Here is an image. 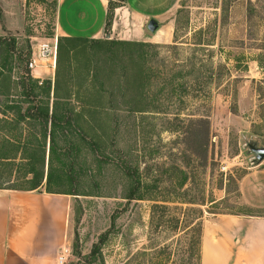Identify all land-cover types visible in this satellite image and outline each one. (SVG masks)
Listing matches in <instances>:
<instances>
[{"label":"rangeland","instance_id":"rangeland-1","mask_svg":"<svg viewBox=\"0 0 264 264\" xmlns=\"http://www.w3.org/2000/svg\"><path fill=\"white\" fill-rule=\"evenodd\" d=\"M57 2L0 0V38L14 41V59L30 53L24 63L14 60V83L21 82L27 68L39 86L50 80L52 102L57 73L61 95L72 89V115L88 139L102 142L108 158H99L98 163L86 146L82 148L80 161L85 163L79 165L78 192L96 196L69 195L71 206L57 264H144L147 257L136 258L139 252H151V247L177 238L150 230L151 202L122 199L129 169H136L141 180H160L151 193L157 200L178 196L214 201L204 206H169L184 212L190 208L203 211L202 238L210 244H224L222 264H262V254L249 238L251 227L240 226L262 221L264 233V160L256 163L249 150V145L264 147V0H180L172 20V42L145 48L114 44L134 42L119 39L125 38V28L115 16L123 6L117 1H113L117 7L108 12L100 44L61 40L56 32ZM115 20L119 21L116 29ZM41 45L55 51V56L40 58ZM33 59L36 65L31 72L28 64ZM137 69L150 76L144 88L149 102L145 108L157 107L155 112L130 114L122 106V86L127 74ZM192 69L197 71L194 75ZM12 94L13 101L22 100L20 89ZM47 98L43 93V102ZM94 100L100 104L92 107L91 117ZM205 127L207 140L190 134L204 133ZM28 129L19 125L21 140ZM187 148L196 150L198 157H186L183 151ZM204 149L206 165L200 157ZM59 155L53 158L55 166ZM20 173L13 166L0 167V185L21 186ZM185 175L188 183L177 189L175 185ZM96 244L99 251L89 258ZM179 258L161 261L180 264Z\"/></svg>","mask_w":264,"mask_h":264},{"label":"trees","instance_id":"trees-1","mask_svg":"<svg viewBox=\"0 0 264 264\" xmlns=\"http://www.w3.org/2000/svg\"><path fill=\"white\" fill-rule=\"evenodd\" d=\"M113 1L122 4L125 2V0H109L107 18L109 10L117 7ZM61 40L74 41V39L62 37ZM84 41L101 43L98 42L99 40ZM106 43L108 42H105L104 44ZM14 44L13 40L0 38V97L3 98V110L2 112L0 111V116H2V118L0 117V167H15V170L21 171L20 176L24 180L21 186L3 187L0 185V189L34 191L43 188L48 194L96 196V194H84L78 192L82 179L81 176H79V173L82 171V168L79 165L85 163L80 161V156L82 148L86 146V149L92 153L96 162H100L99 158L105 161L108 158L104 155V145H102L100 140L87 138V134L82 130L75 115H72L73 112L71 110L70 100L73 96L72 89L70 87L69 90L61 95V83L59 82L57 73L52 89V102L50 101V80L44 81V83L41 82L42 86H39V80L32 78L27 68H25L22 80H26L28 83L30 82V84L28 85L22 80L20 83H14L12 80L14 60H18L19 63H24L30 56L29 53L26 58L16 56V59H14ZM114 44L125 48H145L152 46V44L141 42H115ZM60 48L61 46L58 44L57 61L60 55ZM131 54L132 52L130 50L129 56ZM135 68L136 67L134 66V69ZM196 72L197 71L192 69L191 75H194ZM176 78L177 77H171L170 80ZM148 80H150V76L144 70L141 72L139 69L135 71L131 70V72L127 74V78L121 89L123 92L122 100L125 99L122 102V106L126 112L135 114L155 112V110H158L157 107H151L148 109L147 106L145 108V105L149 103L146 101V92H144ZM177 87L180 88V85ZM17 88L20 89V95L22 97L21 101H13L12 99V93ZM43 93L45 97H48L45 102H43ZM127 95H129V97H127ZM94 101L96 103H94V106H90L91 109L100 104L98 100ZM94 111L95 109L90 110V114L88 115L93 117L95 113ZM19 125L29 128L23 140H21L22 135L18 132ZM205 128L204 133L198 134L196 132H191L190 134H196L197 137L200 136L202 139L207 140L208 130L207 127ZM47 141L49 143L48 171L45 176L44 167ZM61 142H63L62 147L59 146V143ZM58 149H60V155L58 154ZM201 151L202 154L200 157L204 159L203 161L205 164L207 161L205 158L206 150L204 149ZM183 153L190 160L198 157V152L192 148H187ZM55 155H59L58 166H55L53 163ZM96 157H98V159ZM175 170L179 171L178 168ZM136 171V169L134 172H131L130 169L127 170L125 175L129 178L122 199L128 202H151L149 221L150 230L155 232V234L168 233L172 238L177 236V238L175 240L173 239L170 244L162 247L159 245L151 247V252H146L145 250L139 252L136 255V258L147 257V259L142 260L144 264H162L161 258L162 260H166L170 256L175 258L180 257V264H201V218L203 217V211L199 208H190L184 212L181 211V208L170 207L169 204L180 203L191 206H204L206 203H212L214 201L210 199H207L206 201L204 198L198 200H194L193 198L190 200H184L178 198V196L166 200H157L151 196V193L153 190L158 189L157 184L160 180H141V178L137 176ZM54 176H57V180H54ZM188 180L189 178L185 175L175 186L177 189H183V187L186 186V183H188ZM53 185H56V187H53ZM191 186L192 182H189V187ZM190 190L191 188H188L186 193L190 192ZM187 212L191 214L188 215ZM213 214L217 215L221 213L215 212ZM107 234L108 232L101 236L99 243L103 242ZM182 241H185L183 245ZM98 248L99 246L96 244L93 247L89 258H94L99 251ZM90 262L91 261H89V263Z\"/></svg>","mask_w":264,"mask_h":264},{"label":"crops","instance_id":"crops-1","mask_svg":"<svg viewBox=\"0 0 264 264\" xmlns=\"http://www.w3.org/2000/svg\"><path fill=\"white\" fill-rule=\"evenodd\" d=\"M180 0H125L115 11L125 31L121 41L168 45L173 40V15ZM109 0H58L56 32L74 40L103 38ZM150 20L157 29L147 30ZM119 21L115 20L116 29ZM111 37V36H110ZM127 39V40H126ZM71 200L69 196L34 191L0 189V264H57L59 249ZM251 227L250 240L262 254L264 264L263 222L241 224ZM246 236V234H245ZM210 245V246H209ZM224 244L201 242V264H222ZM256 263V262H255Z\"/></svg>","mask_w":264,"mask_h":264},{"label":"water","instance_id":"water-1","mask_svg":"<svg viewBox=\"0 0 264 264\" xmlns=\"http://www.w3.org/2000/svg\"><path fill=\"white\" fill-rule=\"evenodd\" d=\"M156 29L157 24L155 23V21L150 20L147 24V30L150 32H154ZM249 150L253 154L256 163H260L264 160V147L257 148L254 145H249Z\"/></svg>","mask_w":264,"mask_h":264},{"label":"built area","instance_id":"built-area-1","mask_svg":"<svg viewBox=\"0 0 264 264\" xmlns=\"http://www.w3.org/2000/svg\"><path fill=\"white\" fill-rule=\"evenodd\" d=\"M51 54H53V56H55V51H51V49L47 45H41L40 46V58L47 59V56H49ZM35 65H36L35 59H33L29 62L28 68L30 69L31 72H33V70L35 69ZM58 260L60 261L61 259L58 258Z\"/></svg>","mask_w":264,"mask_h":264}]
</instances>
